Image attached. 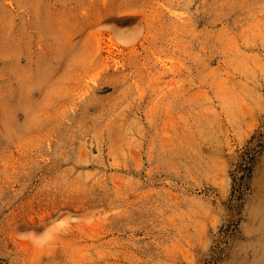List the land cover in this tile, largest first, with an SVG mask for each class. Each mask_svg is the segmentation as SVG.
<instances>
[{
	"label": "rangeland",
	"instance_id": "1",
	"mask_svg": "<svg viewBox=\"0 0 264 264\" xmlns=\"http://www.w3.org/2000/svg\"><path fill=\"white\" fill-rule=\"evenodd\" d=\"M262 166L264 0H0V264H264Z\"/></svg>",
	"mask_w": 264,
	"mask_h": 264
},
{
	"label": "bare ground",
	"instance_id": "2",
	"mask_svg": "<svg viewBox=\"0 0 264 264\" xmlns=\"http://www.w3.org/2000/svg\"><path fill=\"white\" fill-rule=\"evenodd\" d=\"M256 176H259V178L261 179V180H264V166H262L261 167V169L258 171V173H256ZM253 205V204H252ZM251 206V205H250ZM254 207V206H253ZM252 207V208H253ZM251 208V209H252ZM257 208V207H256ZM249 210V209H248ZM249 214V213H248ZM250 214H252V213H250ZM251 216V215H250Z\"/></svg>",
	"mask_w": 264,
	"mask_h": 264
}]
</instances>
